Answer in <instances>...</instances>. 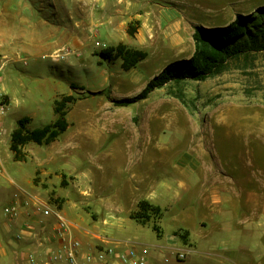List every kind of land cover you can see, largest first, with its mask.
Instances as JSON below:
<instances>
[{"label":"rangeland","instance_id":"obj_1","mask_svg":"<svg viewBox=\"0 0 264 264\" xmlns=\"http://www.w3.org/2000/svg\"><path fill=\"white\" fill-rule=\"evenodd\" d=\"M72 12L75 20L79 12L84 49L16 54L26 44L14 38L20 22L31 17L32 27H40L44 19L52 35L58 20L66 25ZM239 15L253 33L264 29V0H0V45L8 52L0 55L3 87L12 102L3 97L11 108L7 129L12 132L25 117L31 130L52 124L56 101L73 99L67 104L68 131L50 146H26L24 162L13 160L7 137L0 152V226L9 222L4 210L15 194H33L37 187L41 200L58 210L65 207L73 224L113 246L149 247L151 256L166 264L173 248L159 246H173L172 231L182 225L171 216L158 221L163 240L153 222L140 225L126 214L98 216L88 182L101 179L118 190L134 179H173L177 168L169 162L181 166L189 148L202 147L211 178L230 201L206 205L198 197L193 202V219L207 246L184 264H264V51L243 54L205 82L171 85L127 107L115 104L140 95L167 65L190 59L197 27H226ZM94 19L104 25L93 26ZM119 46L147 58L125 71L122 59L101 56ZM180 92L186 104L176 97ZM151 129L160 131L157 150L149 145L157 138ZM40 160L44 165L37 168Z\"/></svg>","mask_w":264,"mask_h":264},{"label":"crops","instance_id":"obj_2","mask_svg":"<svg viewBox=\"0 0 264 264\" xmlns=\"http://www.w3.org/2000/svg\"><path fill=\"white\" fill-rule=\"evenodd\" d=\"M25 8L27 9L29 7L25 5ZM71 14V19L69 22H66V25L62 22L59 23L58 20L52 35H50L47 30V22H45L44 19L38 22L40 27H32L34 22L31 17L28 18V21L24 20L20 22L18 25V27L20 26V29H18L20 33L16 30L17 32H15L16 36L14 38L17 40H26V44L20 49H15L21 51V53L17 52L16 54L20 56L26 54L32 57L38 56L44 51H52L54 49L58 51L67 46H72L78 50L84 49L85 40H81L79 37L81 29L79 12H77V14L75 12L77 20H75L74 12ZM92 24L93 26L104 25L103 22L96 24L95 19L92 20ZM51 38L54 39V42L47 43ZM7 53L5 47L0 45V55H8ZM3 92L9 99L10 104H12L11 98L4 91V87ZM7 119L8 117H6L1 124L0 152L3 146L8 144V136H10V150L11 134L14 130L10 132L7 129ZM172 126L175 127L174 124ZM151 132H154V137L157 138H153L149 145L153 148L152 150H157L160 140L158 134H160V131L158 129H151ZM198 150H200L201 155L199 154L196 157L195 153L199 152ZM203 151L204 148L202 147L201 149L193 147L192 150L189 148V152L185 154L181 160V166L180 162L178 166L175 164V161H170L169 164H173L174 170L177 168V176L173 179H134L133 183L125 186L123 185L118 190H114L112 185L108 186V183L103 185L101 179H93V182L89 179L88 199L92 208H98V210L93 208V211L98 216L109 218L126 214L131 219V214L138 209L140 202L146 201L150 203L163 211L160 222L166 216H171L177 224L182 225L180 227L177 226L172 231V236L170 238L173 246L162 244L159 247H172V251L183 253L185 255L183 260H177L173 257L172 261H175L176 264L188 262L191 260L190 255L193 251H196L198 247L202 248L207 246L204 245L207 243L206 238H203V236L198 233V226L194 222L195 219H193L194 216L192 211L193 209H197L194 207L195 205L193 202L198 197L200 201L206 203V205H208V201L217 202L221 201V199H230L223 196V190L220 189L218 185L219 182H217L218 180L211 178L213 176L208 170V164L204 160ZM192 155L196 158L193 159ZM198 156H200V159ZM202 158L203 160L201 161ZM165 161L168 160L165 159ZM43 165L44 163L40 160L36 167L40 168ZM189 165L191 167H189ZM37 168L35 171H37ZM206 175H208L209 179H206ZM173 180L176 182L175 185L174 183H170V181L173 182ZM176 185L177 187H175ZM35 189L36 192L33 194L22 190L21 195L18 194L19 198L15 199L14 196L12 203L9 204L17 205L19 212L17 217L14 218L7 216L5 213L9 222L5 226H0V264H45L49 255L56 252L61 247V240L58 238L56 232L58 228L57 220L55 217H43L42 213L37 209V200H41V197L39 196L37 187H35ZM23 193H27L28 196H24ZM91 200H93V202H91ZM51 207L56 209L53 206ZM64 208L59 211L66 218L63 214ZM66 220L69 224V236L82 243L84 255L91 252L98 253V251L104 247H116L121 250L124 248V243H121V245L118 243V245L113 246V244L105 241L100 236L84 230L80 226L70 222L67 218ZM107 220L108 219L105 218L103 222ZM98 222H100V219ZM160 227L162 229L161 225ZM183 232L186 233V243L180 238V234ZM165 236V232L162 229V237L158 238L164 240ZM180 244L186 249L178 248L177 245ZM175 247H177V249H174ZM31 257L35 258V262L32 261ZM160 262V259L155 254L151 256L150 264H161Z\"/></svg>","mask_w":264,"mask_h":264},{"label":"trees","instance_id":"obj_3","mask_svg":"<svg viewBox=\"0 0 264 264\" xmlns=\"http://www.w3.org/2000/svg\"><path fill=\"white\" fill-rule=\"evenodd\" d=\"M252 24V23H251ZM254 24V23H253ZM252 32L247 18L237 16L236 20L226 27L206 29L197 27L193 35L195 51L190 59L175 61L167 65L164 70L154 77L135 98H126L115 102L118 107H127L139 101L146 100L152 93L171 85H182L188 81L205 82L227 71L229 63L237 60L243 54L264 51V29ZM133 34V31H130ZM105 59H122L123 69L132 70L136 65L147 58L143 52H133L124 46H119L110 52H103ZM176 97L186 104L180 92ZM73 99L66 98L56 101L54 123L40 129L31 130L28 125L31 119L22 118L17 122V127L11 134L10 151L15 162H24L26 155L24 148L30 144L37 146H50L60 139L70 127L68 121L67 104ZM163 211L150 203L143 201L138 209L131 214V219L141 225L154 223L153 229L159 238L162 229L157 223L162 219ZM180 238L186 243V233H181Z\"/></svg>","mask_w":264,"mask_h":264},{"label":"built area","instance_id":"obj_4","mask_svg":"<svg viewBox=\"0 0 264 264\" xmlns=\"http://www.w3.org/2000/svg\"><path fill=\"white\" fill-rule=\"evenodd\" d=\"M56 59L59 58L55 56ZM5 68V62L0 56V132L1 124L5 117L10 113V105H8L3 97V70ZM24 196H28L27 193H23ZM19 195H15V199H18ZM37 209L42 213L43 217H55L58 223L56 230L58 238L61 240V247L49 255L45 264H150L151 252L149 247L135 245L124 246L121 250L116 247H104L101 248L98 253H83L82 243L76 239H72L69 236V224L66 218L60 213L58 209H53L50 205L44 201L37 200ZM5 213L10 217H17L19 209L17 205H9L5 208ZM20 238V237H19ZM172 257L177 260H183L185 255L179 251H173ZM35 262V258L31 257ZM170 258L165 259V263L169 264Z\"/></svg>","mask_w":264,"mask_h":264}]
</instances>
